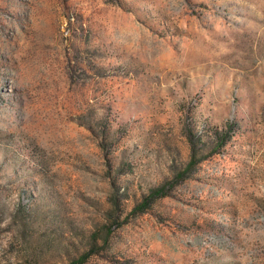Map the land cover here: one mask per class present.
Returning <instances> with one entry per match:
<instances>
[{
    "label": "rangeland",
    "instance_id": "obj_1",
    "mask_svg": "<svg viewBox=\"0 0 264 264\" xmlns=\"http://www.w3.org/2000/svg\"><path fill=\"white\" fill-rule=\"evenodd\" d=\"M0 264H264V0H0Z\"/></svg>",
    "mask_w": 264,
    "mask_h": 264
},
{
    "label": "trees",
    "instance_id": "obj_2",
    "mask_svg": "<svg viewBox=\"0 0 264 264\" xmlns=\"http://www.w3.org/2000/svg\"><path fill=\"white\" fill-rule=\"evenodd\" d=\"M194 150H193V153L191 154V161L190 163H192L194 160ZM189 163V164H190ZM167 193L165 191V187L164 186H161V187H158V188H154L151 190V192L144 197L143 201L141 203H137L134 207H133V210L134 211H139L141 212H144L146 211V205H147V202H151V200H153L154 198H157V197H162V196H166Z\"/></svg>",
    "mask_w": 264,
    "mask_h": 264
}]
</instances>
